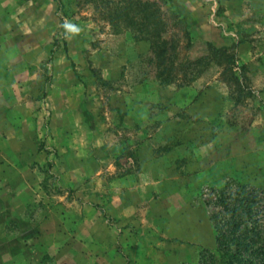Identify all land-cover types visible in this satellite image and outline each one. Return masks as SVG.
Wrapping results in <instances>:
<instances>
[{"label":"rangeland","instance_id":"rangeland-1","mask_svg":"<svg viewBox=\"0 0 264 264\" xmlns=\"http://www.w3.org/2000/svg\"><path fill=\"white\" fill-rule=\"evenodd\" d=\"M6 1L0 179L11 202L0 209L21 215L0 226L22 258L54 264L44 246L70 244L81 223L123 264H203L218 255L216 226L226 229L239 192L255 196L264 236V0H141L166 14L181 57L204 56L207 43L235 53L243 92L216 62L188 86L162 84L150 43L110 19L128 0ZM141 162L157 163L159 177L148 172L142 203L119 225L114 181Z\"/></svg>","mask_w":264,"mask_h":264},{"label":"trees","instance_id":"trees-1","mask_svg":"<svg viewBox=\"0 0 264 264\" xmlns=\"http://www.w3.org/2000/svg\"><path fill=\"white\" fill-rule=\"evenodd\" d=\"M120 6L117 14H110L112 21H121L124 26L137 33V40L150 43L148 62L157 70V77L162 84L188 86L194 82L212 63L223 67L224 80L236 86V91L247 90L245 80L246 67L240 64L235 53L227 48H218L207 43V53L191 60L181 57L180 37L169 36V22L161 7L153 1L128 0ZM171 20L178 24L183 18L176 13ZM184 37L190 41L186 32ZM248 89L247 95H251ZM238 97L236 100H240ZM235 201L238 207L231 209L227 218L226 229L216 226L218 255L206 252L202 256L203 264H264V236L257 229L254 209L255 196L249 192L237 193Z\"/></svg>","mask_w":264,"mask_h":264},{"label":"crops","instance_id":"crops-1","mask_svg":"<svg viewBox=\"0 0 264 264\" xmlns=\"http://www.w3.org/2000/svg\"><path fill=\"white\" fill-rule=\"evenodd\" d=\"M15 8L6 0H0V42L4 41V37L7 34V31L13 24V15L12 11ZM2 53H0L1 56ZM3 56V54H2ZM8 56V55H7ZM1 74V71H0ZM2 88L0 87V117L4 112V105L2 104ZM14 165V164H12ZM29 169V167H22L21 170ZM149 171H153L152 176H155L156 180L159 177V167L158 164L154 163H142L140 164V168L138 173L136 174H127L122 179H118L114 181V187H118V189L114 190L112 194V204L110 206V213L112 217L116 219V223L119 225H125L126 220L125 217L131 214V211L134 212L137 210L135 208L136 203H142V195L146 189V183L148 178H150ZM153 179V178H152ZM154 180V179H153ZM5 180L0 179V203L2 205L5 201L11 202L9 198H5L3 195L6 188ZM82 192L85 191L83 188ZM79 194V192H78ZM79 196V195H78ZM11 199V198H10ZM15 199V197H14ZM26 199H22V203H26ZM14 201V200H12ZM25 201V202H24ZM6 207L3 206L0 209V218L5 219H19L21 212L17 213L15 211H11L10 209L7 211ZM6 210V211H5ZM2 220V221H3ZM89 219H83L82 223L88 222ZM78 224V223H77ZM90 232V233H89ZM76 236L73 242L70 244L58 246H49L47 245L45 251L46 253L54 260V264H123L124 257L122 254L117 253V250L112 254H104L105 252L100 251L99 240L95 238V231L89 227L88 233L85 231L84 225L78 224L77 228H75L72 233ZM88 234L90 238H84V235ZM6 232L2 226H0V264H46V260L42 258H35L34 253H29L27 258H22L20 255V247L21 245L11 240V238L6 237ZM122 242H125V238L120 237ZM76 240V242H75ZM25 247V245H24ZM31 246H26L27 249L32 251ZM33 252V251H32Z\"/></svg>","mask_w":264,"mask_h":264},{"label":"clouds","instance_id":"clouds-1","mask_svg":"<svg viewBox=\"0 0 264 264\" xmlns=\"http://www.w3.org/2000/svg\"><path fill=\"white\" fill-rule=\"evenodd\" d=\"M65 27L68 28L72 32H78L79 31L78 28H76L75 26H73L71 24H66Z\"/></svg>","mask_w":264,"mask_h":264}]
</instances>
